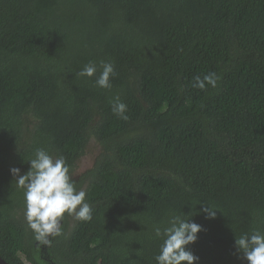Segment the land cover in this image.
Listing matches in <instances>:
<instances>
[{
  "label": "trees",
  "instance_id": "trees-1",
  "mask_svg": "<svg viewBox=\"0 0 264 264\" xmlns=\"http://www.w3.org/2000/svg\"><path fill=\"white\" fill-rule=\"evenodd\" d=\"M92 61L114 64L111 88L77 76ZM211 72L217 87L191 86ZM93 141L95 166L77 178ZM37 148L64 157L93 210L65 214L50 256L10 172ZM183 212L203 228L188 246L197 264H248L235 239L264 232V0H0V255L156 264L154 226Z\"/></svg>",
  "mask_w": 264,
  "mask_h": 264
},
{
  "label": "clouds",
  "instance_id": "clouds-1",
  "mask_svg": "<svg viewBox=\"0 0 264 264\" xmlns=\"http://www.w3.org/2000/svg\"><path fill=\"white\" fill-rule=\"evenodd\" d=\"M116 75L115 66L110 61H92L78 72L80 78H95L99 88L112 87L111 78ZM219 77L215 72L201 78H193L192 87L206 90V85L217 87ZM112 113L123 120H128L127 105L116 96L111 101ZM29 170L22 174L19 167L10 172L17 188L24 194V219L31 230L37 248L50 245L52 239L63 235L62 223L65 214L75 220L87 222L92 220V207L86 201V192L77 190L76 181L70 175V168L63 156H53L43 148H37L33 158L27 161ZM217 210L206 203L200 209L208 219H215ZM190 214H174L167 221L166 227L154 226L156 237L162 239L159 254L154 259L156 264H197L199 257L188 247L195 244L198 234L203 231L201 225L192 221ZM50 237L52 239H50ZM235 247L243 253L248 264H264V232L253 230L250 233L236 235Z\"/></svg>",
  "mask_w": 264,
  "mask_h": 264
},
{
  "label": "water",
  "instance_id": "water-1",
  "mask_svg": "<svg viewBox=\"0 0 264 264\" xmlns=\"http://www.w3.org/2000/svg\"><path fill=\"white\" fill-rule=\"evenodd\" d=\"M100 153V148L97 152H95L94 154L92 153L90 156H84L79 164L77 169L74 172V175L77 176V178H79L81 176V174H83L84 172H87L88 170H91L96 163V159L98 154ZM64 223V222H63ZM62 223V226H63ZM50 239H52L50 237ZM42 247V251L45 252V255L47 254L48 256H50V251L48 250V248H50V245H43ZM0 264H10L9 262H7L1 255H0Z\"/></svg>",
  "mask_w": 264,
  "mask_h": 264
},
{
  "label": "rangeland",
  "instance_id": "rangeland-1",
  "mask_svg": "<svg viewBox=\"0 0 264 264\" xmlns=\"http://www.w3.org/2000/svg\"><path fill=\"white\" fill-rule=\"evenodd\" d=\"M98 150H99V146L96 143H94V141H93V143L91 144L86 156H90L92 153L94 154Z\"/></svg>",
  "mask_w": 264,
  "mask_h": 264
}]
</instances>
